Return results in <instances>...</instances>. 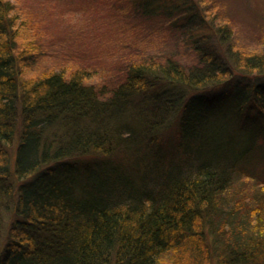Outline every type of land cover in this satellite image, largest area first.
I'll return each mask as SVG.
<instances>
[{"label": "trees", "instance_id": "obj_1", "mask_svg": "<svg viewBox=\"0 0 264 264\" xmlns=\"http://www.w3.org/2000/svg\"><path fill=\"white\" fill-rule=\"evenodd\" d=\"M126 1L191 59L136 56L106 87L30 76L0 0V264H264V192L238 184L264 186V51L201 0Z\"/></svg>", "mask_w": 264, "mask_h": 264}, {"label": "rangeland", "instance_id": "obj_2", "mask_svg": "<svg viewBox=\"0 0 264 264\" xmlns=\"http://www.w3.org/2000/svg\"><path fill=\"white\" fill-rule=\"evenodd\" d=\"M201 1L211 8V16L218 25L232 27L237 48L245 53L264 51V0ZM12 2L16 4L19 16L18 49L29 46L33 54L26 67L30 76L54 68L69 73L80 68L88 73L89 82L106 87L120 79L127 61L136 56L157 57L161 52L177 51L179 56L188 55L186 58L191 59L188 52L181 51L185 49L184 45L176 44L174 30L158 21L136 16L126 0ZM256 78L264 80L263 75ZM162 136L166 143V136ZM172 145L175 149L176 145ZM93 153L79 158H88ZM238 184L250 199L247 203L260 202L258 199L253 201V194H262L264 186L251 180ZM141 187L149 186L143 182ZM260 200L264 201L263 195Z\"/></svg>", "mask_w": 264, "mask_h": 264}]
</instances>
